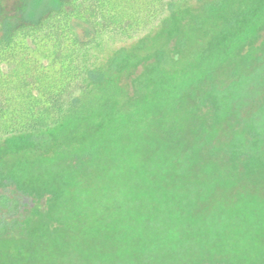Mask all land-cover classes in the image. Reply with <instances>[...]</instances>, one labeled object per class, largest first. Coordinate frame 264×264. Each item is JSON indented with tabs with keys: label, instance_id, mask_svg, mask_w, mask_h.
Listing matches in <instances>:
<instances>
[{
	"label": "trees",
	"instance_id": "1",
	"mask_svg": "<svg viewBox=\"0 0 264 264\" xmlns=\"http://www.w3.org/2000/svg\"><path fill=\"white\" fill-rule=\"evenodd\" d=\"M15 2L0 264H264V0Z\"/></svg>",
	"mask_w": 264,
	"mask_h": 264
},
{
	"label": "rangeland",
	"instance_id": "2",
	"mask_svg": "<svg viewBox=\"0 0 264 264\" xmlns=\"http://www.w3.org/2000/svg\"><path fill=\"white\" fill-rule=\"evenodd\" d=\"M2 3L4 5V9L7 13H10L14 10V8L16 7V2L15 0H2ZM79 32H81V30L78 29Z\"/></svg>",
	"mask_w": 264,
	"mask_h": 264
}]
</instances>
